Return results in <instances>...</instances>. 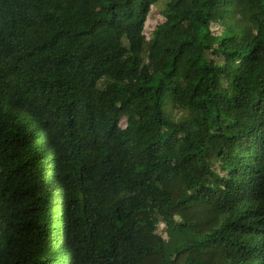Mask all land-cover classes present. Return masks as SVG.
<instances>
[{
  "label": "trees",
  "instance_id": "16d2710c",
  "mask_svg": "<svg viewBox=\"0 0 264 264\" xmlns=\"http://www.w3.org/2000/svg\"><path fill=\"white\" fill-rule=\"evenodd\" d=\"M157 1L0 0V264H264V0Z\"/></svg>",
  "mask_w": 264,
  "mask_h": 264
},
{
  "label": "rangeland",
  "instance_id": "374dc122",
  "mask_svg": "<svg viewBox=\"0 0 264 264\" xmlns=\"http://www.w3.org/2000/svg\"><path fill=\"white\" fill-rule=\"evenodd\" d=\"M167 2L168 0H158L157 2L152 4L151 10H150V13L148 15L146 25H145V34L148 39H150L153 36V31L156 28V26L165 21V16L163 12L165 10ZM211 31L215 34H219L221 32V27L215 23L211 26ZM174 116L177 119L181 116V113L175 112ZM120 124L122 127H125L127 125L126 118H123ZM222 173L224 172L222 171ZM162 226L163 225H161V227Z\"/></svg>",
  "mask_w": 264,
  "mask_h": 264
}]
</instances>
